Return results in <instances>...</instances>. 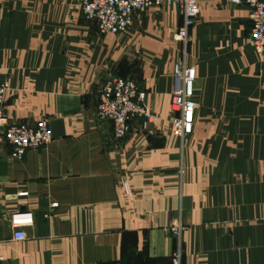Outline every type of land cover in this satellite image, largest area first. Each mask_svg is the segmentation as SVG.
Returning <instances> with one entry per match:
<instances>
[{
	"label": "crops",
	"instance_id": "1",
	"mask_svg": "<svg viewBox=\"0 0 264 264\" xmlns=\"http://www.w3.org/2000/svg\"><path fill=\"white\" fill-rule=\"evenodd\" d=\"M183 50L174 6L100 34L76 0H0L8 124L46 120L51 141L20 160L0 147V264H264V50L241 0H197ZM195 71L189 135L170 130L171 68ZM144 94L150 120L124 139L96 119L102 85ZM52 204H56L55 208ZM33 224L15 241L8 218Z\"/></svg>",
	"mask_w": 264,
	"mask_h": 264
},
{
	"label": "built area",
	"instance_id": "2",
	"mask_svg": "<svg viewBox=\"0 0 264 264\" xmlns=\"http://www.w3.org/2000/svg\"><path fill=\"white\" fill-rule=\"evenodd\" d=\"M231 4L239 5L241 0H229ZM247 7V18L250 23L249 41L255 52L264 50V0H243ZM76 5L87 20L95 23L100 34H123L129 28L135 13H143L149 8L174 6L181 17V23L176 29V38L182 44L183 50L188 42V31L195 23L199 9L197 0H76ZM195 71L186 65L184 60L172 65L170 111V130L174 137L182 139L192 130L194 102L192 101ZM9 90L7 81L0 82V147L9 148L10 157L22 159L27 151L38 150L51 141V132L46 120L35 125L8 124L4 101ZM144 102V94L138 91L136 85L118 77L109 78L101 87L96 105V119L99 122L108 121L112 124L115 140L124 139L130 124L139 120V127L145 129L150 115ZM57 205L52 204L55 208ZM33 224L32 215L27 211H17L8 218V225L13 230L15 241L25 239L23 228ZM169 233L176 241V246L170 254V264H180L181 251L179 247L181 225L178 219L168 227Z\"/></svg>",
	"mask_w": 264,
	"mask_h": 264
}]
</instances>
